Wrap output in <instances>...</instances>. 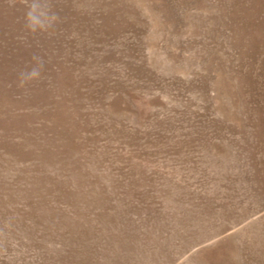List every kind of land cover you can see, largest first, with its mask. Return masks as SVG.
Here are the masks:
<instances>
[{
  "label": "rangeland",
  "instance_id": "374dc122",
  "mask_svg": "<svg viewBox=\"0 0 264 264\" xmlns=\"http://www.w3.org/2000/svg\"><path fill=\"white\" fill-rule=\"evenodd\" d=\"M0 264H264V0H0Z\"/></svg>",
  "mask_w": 264,
  "mask_h": 264
}]
</instances>
